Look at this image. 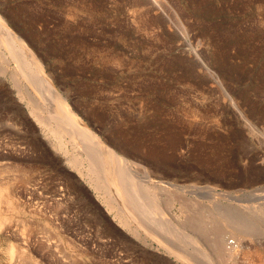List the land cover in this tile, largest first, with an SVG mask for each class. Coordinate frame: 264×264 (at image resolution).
Segmentation results:
<instances>
[{"label": "rangeland", "instance_id": "1", "mask_svg": "<svg viewBox=\"0 0 264 264\" xmlns=\"http://www.w3.org/2000/svg\"><path fill=\"white\" fill-rule=\"evenodd\" d=\"M0 15L136 180L177 198L153 236L121 225L40 132L8 57L0 183L16 206L0 264L11 249L20 264H186L167 249L188 234L217 262L218 232L264 242V0H0ZM247 251L223 264H264V243Z\"/></svg>", "mask_w": 264, "mask_h": 264}, {"label": "bare ground", "instance_id": "2", "mask_svg": "<svg viewBox=\"0 0 264 264\" xmlns=\"http://www.w3.org/2000/svg\"><path fill=\"white\" fill-rule=\"evenodd\" d=\"M0 47L6 51V54H0V67L8 57L18 67L19 79L16 81L11 77L12 84L17 89L19 99L24 101L28 113L37 123L40 132L50 139L53 147L60 150L67 163L87 181L96 193L108 194V197L103 196L102 201L110 213L114 212L113 218L117 219L121 225L129 227V230L137 235L143 232L147 236H153L154 232L163 230L168 222V214L165 211L177 198L170 197L169 201L162 205L155 192L160 182L150 177L141 182L136 180L130 168L133 162L122 154L116 153L72 110L31 48L1 15ZM4 72V70L1 71V73ZM26 86L32 88L33 96L37 97L38 103L32 102L27 94ZM48 102L52 103V107L47 104ZM69 145L73 151L68 149ZM10 186V182L0 183V233L7 231L10 224L7 212L16 206ZM227 214L225 215L227 220L232 218V213L228 216ZM244 236L234 237L229 241L223 232H218L216 241L211 245L219 258L217 262L210 259L208 252L206 253L195 242V236L193 237L192 234L182 237L185 250L177 251L169 248L167 252L175 254L186 264H195L194 262L223 264L224 259L231 261L246 255L249 245L256 247L264 243L261 239H245ZM192 245L195 247L186 250ZM13 254L14 251L11 249L10 264H20L25 258V255Z\"/></svg>", "mask_w": 264, "mask_h": 264}]
</instances>
